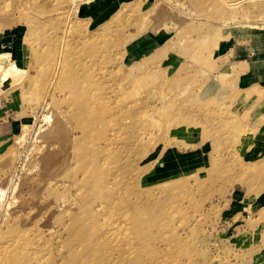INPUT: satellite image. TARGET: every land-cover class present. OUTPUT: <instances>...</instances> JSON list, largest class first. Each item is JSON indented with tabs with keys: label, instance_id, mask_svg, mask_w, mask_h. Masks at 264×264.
Segmentation results:
<instances>
[{
	"label": "rangeland",
	"instance_id": "rangeland-1",
	"mask_svg": "<svg viewBox=\"0 0 264 264\" xmlns=\"http://www.w3.org/2000/svg\"><path fill=\"white\" fill-rule=\"evenodd\" d=\"M61 2L17 1L0 18L2 36L21 20V40L1 37L0 52L29 76L0 85V176L27 195L53 183L40 199L51 200L50 219L19 250L1 238L21 226L3 227L0 262L12 252L16 264H264V156L253 151L264 84L250 83L264 69V0H91L70 19L56 15ZM49 14L57 19L39 26ZM68 22L61 65L63 41L51 35ZM155 34L159 51L128 59L131 44ZM48 107L71 129L59 158L84 151L72 177H59L67 160L57 170L44 160Z\"/></svg>",
	"mask_w": 264,
	"mask_h": 264
},
{
	"label": "bare ground",
	"instance_id": "bare-ground-1",
	"mask_svg": "<svg viewBox=\"0 0 264 264\" xmlns=\"http://www.w3.org/2000/svg\"><path fill=\"white\" fill-rule=\"evenodd\" d=\"M1 1H3V4H0V18L2 19V17H4L5 15L10 14V9H11V6L13 4H14L15 9H16L17 1H23L24 5H26V7H28V8H30L31 5L33 4L34 0H0V2ZM90 1L91 0H67V3L61 2V6L55 10V13L59 18H62L63 13H66L67 17L70 19L73 13L76 14L80 11V7L83 3L90 2ZM52 15L53 14H49L47 16H42V18H41V16L36 17V20H38V22H39V26H41V27L44 26L43 23L48 24V20L51 19ZM53 19H57V18H53ZM56 22H57V20H56ZM25 23L29 29L28 33H29L30 37L28 38V36H25V38L23 40L27 44L32 46V59H33V53L35 56L36 51L34 49V43L31 41V39H33L32 37H33V34H35L37 27L35 25L34 20H27ZM15 24H16V26H18L17 29H13V28L10 29V27H8V29L3 33V36H2V32H0V38L2 37V39L4 38V40H6V41H11V42L13 41V44H15L17 40H21L20 34L22 33L21 32L22 29H21V27H19V25L21 24V20L18 19V21ZM65 25H66L65 28L61 29L60 31L57 30V31L53 32V34L51 35V38L55 41L56 44L58 42L63 41V46H60V48H59V50L61 49V54H59V59H58V61H59L58 64H60V62H61V65H62V60L64 58L65 51L67 50V47L71 44V41H72L68 35L71 32L70 23L68 22V24H65ZM96 34L97 33H95V35ZM15 46H16V44H15ZM49 56L51 57L52 55L50 54ZM36 58H37V56H36ZM29 62H30V67H29L30 69H32L36 66V65L33 66V63H34L33 60L29 61ZM41 66L42 65H40V67ZM42 69H44V68H42ZM50 69H48L49 73L51 71ZM48 70H45V71H48ZM29 71H31V70H28L27 72H29ZM42 71L44 72V70H42ZM58 71L59 70H57L56 72H58ZM24 72H25V70L20 68L18 61L16 59L12 60V53H10V51L0 52V85H1L3 90H5V89L7 90V87L10 86L11 82L15 83L16 81L20 80L21 83L23 84V82H22L23 80L24 81L26 79L28 80L29 76L24 75ZM54 74H55V72H54ZM41 75H44V74H41ZM35 76L36 75H34V77ZM42 80H43V77H42ZM34 81H35V79H34ZM56 82H57V80H56ZM24 85H25V83H24ZM48 110H50L51 112H49V114L44 116V118L48 121V123H50V125H49V127L44 129L43 131L42 130L39 131L38 136H37L39 140L44 142L43 148L41 150L42 152H44V160L45 161H47V160L53 161L52 167L55 170L64 166L66 164V160H67L68 167L65 168L64 172L59 177L66 176L68 173L70 174V177H72L71 173L72 172L75 173L74 165L77 167L76 170H78L79 168L82 167V165L80 167V166H78V164L79 163L81 164V162L85 158L84 151H81L80 153L76 152V154H74V153L69 154L68 153L66 158H65V156H64V159H63V157L59 158L60 156H63L62 154H60L62 151H68L69 149L72 148V147L69 148V146L72 143V140H71L70 135H69L71 132V129H70L69 125L67 124V122L64 120V117L61 118L56 111L55 112L53 111V109L51 107H48ZM52 117H53V120H51ZM85 126H84V128L82 127L80 129L82 136L79 138V140H81V138H84V135H86L85 134V132H86ZM89 129H90V127H89ZM52 142L55 143L56 147H58L61 150L58 149V151H56L55 153L51 152L50 148L52 146L50 145V143H52ZM13 145H15V143ZM66 146H67V148H65ZM53 149L54 148L52 147L51 150H53ZM47 166H48V162L45 163V167H47ZM41 168H42V165H38L37 168L36 169L34 168V169L37 170V169H41ZM49 172H50V170H49ZM80 172H84V170L82 169ZM52 185H53V183L51 182L48 185V187L52 188ZM49 188H44L43 190H41L37 194L35 193V194H30V195L28 194L27 195L26 192H24V191L21 192V190L19 188V184L18 183L15 184L14 181H12V176L8 175V173H5L4 175L0 176V195H1L0 208H1L2 214L5 213V215H0V231L3 229V227H5V226L8 227L9 225H12L11 229H15L16 227H18V226H16V224L21 226V227L17 228L16 231L11 230V231L7 232L6 234H4V236H2L1 239H9L7 243H10L12 245V247H10V248H15V249L19 250L21 248V244H22V248L29 246L28 241L34 242V240L37 238L34 235V233L41 231V229L38 227L39 222L42 219L44 220L45 218L47 220L50 219V215L52 213L51 200H48V201L46 200L45 201L46 203L40 202L41 198H46V193L49 191ZM27 189H28V187H27ZM9 192H10V195L6 196L7 193H9ZM21 222H22V224L20 225ZM76 222L80 223V221L77 218H76ZM30 234H32V237L35 239H32L30 237ZM83 234H84V231L80 232L78 234V236H82ZM22 241H23V243H22ZM4 244H5V242H4ZM3 252H4V250L0 249V255H2ZM16 261L17 260H16L15 256L11 252V253H8L4 257V260L1 261L0 264H16ZM18 263L21 264V262L19 260H18Z\"/></svg>",
	"mask_w": 264,
	"mask_h": 264
},
{
	"label": "crops",
	"instance_id": "crops-1",
	"mask_svg": "<svg viewBox=\"0 0 264 264\" xmlns=\"http://www.w3.org/2000/svg\"><path fill=\"white\" fill-rule=\"evenodd\" d=\"M157 35V34H155ZM150 35L143 39V42L140 43H133L130 45L129 50H128V59L132 61H137L141 60L143 58L150 57L151 55L155 54L157 50L159 51L163 46H164V41L163 38L160 37L159 35ZM230 52V51H229ZM232 52V51H231ZM255 66L253 69V73L251 72L250 74V83L253 85H258V84H264V69L262 67ZM221 88V87H220ZM225 86H222V90L224 91ZM216 91L215 86L209 85L206 89L205 92H207L209 95H213L214 92ZM257 96V95H256ZM255 98L253 96L251 99ZM256 101H259L258 103L255 104V112L254 114L256 117L263 116L264 115V101L261 98H256ZM260 139L258 138L256 140V143L254 145L255 153L257 155V158L260 156H264V129L260 131ZM262 144V149L258 148V145ZM258 150V151H256ZM260 150V151H259ZM259 156V157H258Z\"/></svg>",
	"mask_w": 264,
	"mask_h": 264
}]
</instances>
